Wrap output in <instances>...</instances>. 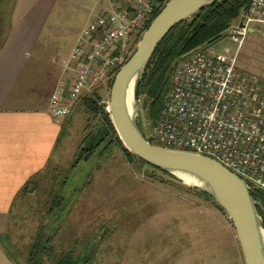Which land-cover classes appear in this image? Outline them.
<instances>
[{
    "label": "rangeland",
    "instance_id": "obj_1",
    "mask_svg": "<svg viewBox=\"0 0 264 264\" xmlns=\"http://www.w3.org/2000/svg\"><path fill=\"white\" fill-rule=\"evenodd\" d=\"M13 1L0 0V37L7 30ZM89 3L57 2L42 36L48 52L50 47H60L61 55L70 57L82 30L97 13L90 12L93 5ZM233 27L210 46L227 56L237 54V68L264 81V28L255 25L240 46L231 39ZM145 31L133 34L131 56ZM115 75L81 97L71 120L62 119L70 138L61 160L56 159L35 179L31 190L17 198L9 226L15 257L26 261L36 239L53 234L58 252L77 241L79 253L86 242L92 243L91 264H245L228 216L200 190L127 158L119 146H108L107 141L90 159L74 166L85 136L102 126L86 102L92 98L108 107L109 83ZM145 104L143 98L137 119L152 140L156 123L151 122Z\"/></svg>",
    "mask_w": 264,
    "mask_h": 264
},
{
    "label": "built area",
    "instance_id": "obj_2",
    "mask_svg": "<svg viewBox=\"0 0 264 264\" xmlns=\"http://www.w3.org/2000/svg\"><path fill=\"white\" fill-rule=\"evenodd\" d=\"M99 1L104 6L82 30L51 97L48 111L56 120L70 117L84 94L117 74L130 59L133 34L145 31L170 0ZM255 25L264 28V0H250L232 25V41L241 46ZM152 140L213 158L264 196V81L241 72L237 54L210 45L191 51L175 66Z\"/></svg>",
    "mask_w": 264,
    "mask_h": 264
},
{
    "label": "crops",
    "instance_id": "obj_3",
    "mask_svg": "<svg viewBox=\"0 0 264 264\" xmlns=\"http://www.w3.org/2000/svg\"><path fill=\"white\" fill-rule=\"evenodd\" d=\"M58 1H13L0 37V264H28L14 255L10 215L19 195L61 160L70 138L67 122L48 111L69 58L61 55L60 47L48 52L42 37ZM89 5L98 14L104 3L90 0Z\"/></svg>",
    "mask_w": 264,
    "mask_h": 264
},
{
    "label": "water",
    "instance_id": "obj_4",
    "mask_svg": "<svg viewBox=\"0 0 264 264\" xmlns=\"http://www.w3.org/2000/svg\"><path fill=\"white\" fill-rule=\"evenodd\" d=\"M221 0H170L152 20L135 52L117 72L110 91L108 112L124 146L146 164L210 196L227 214L240 244L245 264H264V219L261 202L237 174L208 156L168 150L153 145L141 133L137 119L139 90L158 44L177 25ZM240 27H243L241 23Z\"/></svg>",
    "mask_w": 264,
    "mask_h": 264
},
{
    "label": "trees",
    "instance_id": "obj_5",
    "mask_svg": "<svg viewBox=\"0 0 264 264\" xmlns=\"http://www.w3.org/2000/svg\"><path fill=\"white\" fill-rule=\"evenodd\" d=\"M249 3L250 0H221L202 10L191 19L174 27L158 44L139 90L140 101L144 98V101L147 102V105L145 104V106L149 107L151 122H157L164 104V99L171 86L172 74L178 60L199 47L212 45L222 40L224 34L230 29L233 22H235V20L238 22L245 14ZM161 10V8L155 10L152 20ZM113 81L114 79L110 80V88L112 87ZM98 102V100L91 98L88 99L86 103L90 110L98 115L102 126L85 136L83 147L80 148L81 152L75 161L74 166L81 160H88L95 155L100 148V145L105 141H107L108 146H111L114 143L119 146L127 158H136L140 162L146 164L124 146L114 128L107 105L99 106ZM140 131L147 139L142 132L141 127ZM147 140L153 145L155 144L153 140ZM28 190L29 189L26 188L24 191ZM199 193L207 199H212L205 193ZM252 195L257 201L261 202L264 207V196L258 192H252ZM217 207L225 213L218 204ZM53 210L54 208H51L50 213ZM259 213L264 219V210L259 209ZM44 237L45 235H41L40 238L38 237L31 246L29 255L26 258L28 264H45L46 262L48 264H91L89 262L90 258L94 256L95 248V246H92V243H89L88 245L86 242L81 247L84 250L79 253L78 249H76L79 244L77 241L73 242L68 250L58 252L54 244L55 236L52 234L46 238ZM80 253H82L81 258H78Z\"/></svg>",
    "mask_w": 264,
    "mask_h": 264
},
{
    "label": "bare ground",
    "instance_id": "obj_6",
    "mask_svg": "<svg viewBox=\"0 0 264 264\" xmlns=\"http://www.w3.org/2000/svg\"><path fill=\"white\" fill-rule=\"evenodd\" d=\"M181 179H182V183L185 186H188V187L200 186V184H198L194 178L187 177V176H181Z\"/></svg>",
    "mask_w": 264,
    "mask_h": 264
}]
</instances>
